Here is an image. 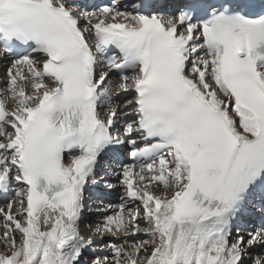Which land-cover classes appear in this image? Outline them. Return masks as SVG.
<instances>
[{"label": "snow or ice", "instance_id": "obj_1", "mask_svg": "<svg viewBox=\"0 0 264 264\" xmlns=\"http://www.w3.org/2000/svg\"><path fill=\"white\" fill-rule=\"evenodd\" d=\"M0 64V264H264V0H0Z\"/></svg>", "mask_w": 264, "mask_h": 264}, {"label": "bare ground", "instance_id": "obj_2", "mask_svg": "<svg viewBox=\"0 0 264 264\" xmlns=\"http://www.w3.org/2000/svg\"><path fill=\"white\" fill-rule=\"evenodd\" d=\"M0 205H2V204L0 203ZM82 230H83V227H82ZM252 251H253V252H260V249L257 248V249H253Z\"/></svg>", "mask_w": 264, "mask_h": 264}]
</instances>
